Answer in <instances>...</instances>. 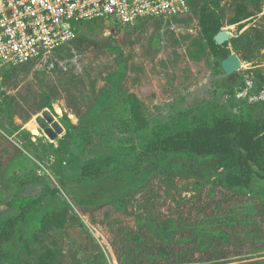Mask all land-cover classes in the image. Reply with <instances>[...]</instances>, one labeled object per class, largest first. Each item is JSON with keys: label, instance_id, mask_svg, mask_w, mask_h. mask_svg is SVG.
I'll return each mask as SVG.
<instances>
[{"label": "rangeland", "instance_id": "rangeland-1", "mask_svg": "<svg viewBox=\"0 0 264 264\" xmlns=\"http://www.w3.org/2000/svg\"><path fill=\"white\" fill-rule=\"evenodd\" d=\"M188 1L167 19L79 23L52 70H0V220L22 196L59 190L6 245L5 264L264 263V178L232 186L223 156L111 155L117 138L141 145L216 115L264 131V0ZM223 29L233 36L220 45ZM232 53L242 68L228 75ZM172 245L176 257L155 256Z\"/></svg>", "mask_w": 264, "mask_h": 264}, {"label": "built area", "instance_id": "built-area-1", "mask_svg": "<svg viewBox=\"0 0 264 264\" xmlns=\"http://www.w3.org/2000/svg\"><path fill=\"white\" fill-rule=\"evenodd\" d=\"M188 0H0V70H52L87 20L134 25L189 13Z\"/></svg>", "mask_w": 264, "mask_h": 264}, {"label": "trees", "instance_id": "trees-1", "mask_svg": "<svg viewBox=\"0 0 264 264\" xmlns=\"http://www.w3.org/2000/svg\"><path fill=\"white\" fill-rule=\"evenodd\" d=\"M218 32L219 30L214 34ZM68 136L70 137V133ZM111 146L112 156L121 162L135 164L147 153L156 151H189L204 156H223L232 160L229 170V183L232 186H246L255 176L264 178V131L257 133L252 123L237 120L229 115H216L212 121L179 125L171 128L169 133L157 129L152 134V140L141 145L133 136H127L117 138ZM55 194H59L58 188H53L44 196H22L17 201V212L0 220V264L7 262L9 256L6 245L14 240L21 225L33 218L37 207L46 204L45 198ZM200 245L207 249L212 246ZM180 251L175 245L161 246L155 256L176 257Z\"/></svg>", "mask_w": 264, "mask_h": 264}, {"label": "water", "instance_id": "water-1", "mask_svg": "<svg viewBox=\"0 0 264 264\" xmlns=\"http://www.w3.org/2000/svg\"><path fill=\"white\" fill-rule=\"evenodd\" d=\"M232 36V31L223 29L215 35V40L218 44L222 45L230 40ZM222 68L228 75L237 72L242 68V60L240 56L237 53L230 54L222 61ZM47 116L49 119H51L50 115ZM37 120L40 125L47 130L52 138L55 139L57 137V133L51 127H47V120L43 116L38 117Z\"/></svg>", "mask_w": 264, "mask_h": 264}]
</instances>
